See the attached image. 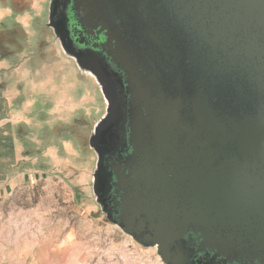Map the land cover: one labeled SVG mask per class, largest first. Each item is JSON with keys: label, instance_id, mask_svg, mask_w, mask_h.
Masks as SVG:
<instances>
[{"label": "water", "instance_id": "1", "mask_svg": "<svg viewBox=\"0 0 264 264\" xmlns=\"http://www.w3.org/2000/svg\"><path fill=\"white\" fill-rule=\"evenodd\" d=\"M56 2L48 25L108 102L90 138L108 218L165 264H264V0H84L81 16L109 30L121 85L68 42ZM127 94L134 151L104 165ZM104 168L117 179L108 195Z\"/></svg>", "mask_w": 264, "mask_h": 264}, {"label": "rangeland", "instance_id": "2", "mask_svg": "<svg viewBox=\"0 0 264 264\" xmlns=\"http://www.w3.org/2000/svg\"><path fill=\"white\" fill-rule=\"evenodd\" d=\"M49 18L50 0H0V161L17 148L0 185V264H165L97 201L90 138L107 104Z\"/></svg>", "mask_w": 264, "mask_h": 264}, {"label": "flooded vegetation", "instance_id": "3", "mask_svg": "<svg viewBox=\"0 0 264 264\" xmlns=\"http://www.w3.org/2000/svg\"><path fill=\"white\" fill-rule=\"evenodd\" d=\"M83 1L84 0H57L55 21L60 23L65 35L67 36L68 42L75 50H89L94 52L107 63L109 70L119 80V85L124 84L123 79L125 77V74L109 53L110 45L113 44V42L110 40L109 30L103 25L97 24L95 21H86L81 16L78 10V4L82 3ZM52 2L53 0H50V12ZM128 96V94L125 95V105L127 107V110L124 120L117 128L112 129L106 136L108 152L103 156L104 165L111 161L124 160L128 158V156H130L134 151V148L131 145L130 138L128 136ZM104 99L107 104V112L108 102L105 96ZM91 148L94 153V160L97 163L99 161V154L97 153L95 148H93L92 146ZM107 173L108 169L104 168V173L101 179V186L103 191L108 195L111 191H113L114 183L117 181V179L115 174L112 173L107 175ZM104 213L108 217V214L106 212ZM224 260V257H219L217 262L218 264H235L231 263L230 261L228 263H225Z\"/></svg>", "mask_w": 264, "mask_h": 264}, {"label": "crops", "instance_id": "4", "mask_svg": "<svg viewBox=\"0 0 264 264\" xmlns=\"http://www.w3.org/2000/svg\"><path fill=\"white\" fill-rule=\"evenodd\" d=\"M4 119V117L2 118ZM3 120L2 122L0 121V127L2 128L3 127ZM7 134H9L11 136L12 134V130L10 129V127L8 128V132ZM17 158V148L14 149L13 153L8 155L7 154V157L6 159H3V161H0V185L3 186V182H6L7 181V177H5V175L7 173H9V171L11 170L10 167H12L13 163H15V160ZM1 167H4L3 170H1ZM5 173V174H4ZM7 176V175H6ZM2 188L0 187V193L2 192Z\"/></svg>", "mask_w": 264, "mask_h": 264}]
</instances>
